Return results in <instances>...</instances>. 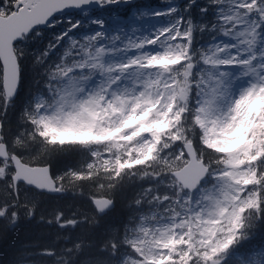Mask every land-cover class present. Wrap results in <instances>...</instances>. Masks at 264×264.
<instances>
[{"label":"trees","instance_id":"trees-1","mask_svg":"<svg viewBox=\"0 0 264 264\" xmlns=\"http://www.w3.org/2000/svg\"><path fill=\"white\" fill-rule=\"evenodd\" d=\"M217 2L220 4L221 0H190L189 6L179 13L186 17L184 20L177 18L176 10L169 14L175 36L163 50L159 64L165 62L158 68L160 71L148 82V88L153 91L150 94H159V100L168 103L167 111L163 119L153 118L150 122L157 148L149 158L136 163L130 161L137 143L132 137L114 142L113 138L81 141L72 137L78 136L77 132L60 137L56 130L45 131L46 124L39 119L36 108L39 95L57 101L69 73H88L87 65L85 68L76 65L78 61H88L87 51L82 46L78 48V39L75 43L70 39L85 32L83 25L76 32L74 22L72 31L76 34H62L63 43L55 32L49 31L43 39L37 36L16 46V55L23 56V86L11 101L0 91V143L28 165L48 166L64 192L46 194L21 182L14 186L10 161L0 159V264H122L132 246L137 219L154 209L160 215H167L171 203L176 207L183 203L171 191L182 193L172 172L186 160L182 150L184 141L193 144L198 157L208 166L207 180L221 168L224 158L214 147L205 144L203 122L197 110L203 94V58L229 26L219 18ZM256 2L259 6V0H252V8ZM250 12L256 26L254 32H263L264 16L252 9ZM45 47L51 55L38 51ZM184 70H188L186 75ZM179 89L186 92H177ZM155 106L156 101L148 103L142 111L144 116L155 117ZM259 107L263 109L261 115L264 104ZM138 124L143 127L142 133L151 131L147 129L146 117L140 115ZM257 133L263 140L256 143V146L260 144L261 152L250 163L251 181L249 184L244 181L253 199L240 205L236 217L225 222L219 233L228 248L218 264H241V258L264 248V136L262 129L260 132L258 128ZM97 146L100 152L113 148L114 152L125 155L127 161L121 159L108 166L90 165L92 151ZM179 152L180 157L174 159ZM99 197L111 201L108 210L95 209L92 199ZM191 229L190 226L187 231ZM162 258L163 255L159 264ZM170 258L173 259L162 264L200 263L197 260L184 263L177 253ZM200 260L211 264L210 259Z\"/></svg>","mask_w":264,"mask_h":264},{"label":"rangeland","instance_id":"rangeland-1","mask_svg":"<svg viewBox=\"0 0 264 264\" xmlns=\"http://www.w3.org/2000/svg\"><path fill=\"white\" fill-rule=\"evenodd\" d=\"M251 5L252 0L217 2L219 18L229 26L211 45L201 66L203 94L197 110L203 122L205 144L218 150L224 162L193 193L180 187L182 193L171 191L185 205L176 207L171 203L167 215H160L155 209L141 215L133 227L132 246L122 264H159L163 254L162 264L171 261L175 253L184 263L197 260L204 264L202 257L218 264L225 256L228 246L219 233L225 222L236 217L238 207L241 210L240 205L253 199L250 188L243 183L251 181L250 163L261 152L260 144L256 146L263 141L258 137V128L264 136V112L260 115L263 109L254 104L264 102V31L254 32L256 26L250 12L252 9L264 16V2L259 0L258 7L257 2L255 7ZM145 11L148 9L137 10L139 18L127 24L92 22L89 27L83 26L85 32L79 37L70 38L73 43L78 39V48L82 46L87 51L88 61H78L76 65L84 68L87 65L89 70L79 75L69 73L57 101L37 97L36 108L39 119L46 124L45 131L56 130L60 137L77 132L78 136L72 137L94 142L132 137L137 143L130 161L136 163L150 157L158 145L155 134L152 137L150 122L153 118L163 119L168 103L159 100V94L149 93L148 82L165 62L159 64L175 30L170 32L174 23L168 14L142 16ZM156 100L160 105L155 117L144 116V107ZM140 115L148 119L147 129L151 131L142 133L143 127L138 124ZM98 150V146L93 149L90 165L127 161L125 155L113 148ZM178 157L180 152L174 159ZM190 226L192 229L187 231ZM237 257L241 258V254ZM241 259V264H264V248Z\"/></svg>","mask_w":264,"mask_h":264},{"label":"snow or ice","instance_id":"snow-or-ice-1","mask_svg":"<svg viewBox=\"0 0 264 264\" xmlns=\"http://www.w3.org/2000/svg\"><path fill=\"white\" fill-rule=\"evenodd\" d=\"M190 0H179L178 3L161 2L157 0H22L17 3L16 0H0V25L6 20L11 26L7 41L15 49L17 45L25 44L34 37H43L46 32H55L58 38L62 34L74 35L72 31L75 22L76 32H79L81 26L89 27L92 22H101L109 24H127L139 17L136 15L139 9H148L142 12V16H153L169 14L167 10L175 9L177 18L184 20L179 13L189 6ZM192 7H201L203 5L192 4ZM23 9V11H21ZM59 27L58 32L55 30ZM67 25V27H63ZM41 54L51 55L47 52V47L38 49ZM12 78L14 80V91L11 98L19 94L23 86V77L21 63L22 55H16L13 51L12 56ZM7 58L4 57V38L0 35V78L5 76ZM3 90V83L0 80V91Z\"/></svg>","mask_w":264,"mask_h":264},{"label":"water","instance_id":"water-1","mask_svg":"<svg viewBox=\"0 0 264 264\" xmlns=\"http://www.w3.org/2000/svg\"><path fill=\"white\" fill-rule=\"evenodd\" d=\"M18 4L22 0L16 1ZM23 11V9H21ZM2 19V17H0ZM11 26L5 20L3 25H0V35L4 38V57L7 58L5 76L2 78L3 93L7 101L13 100L11 94L14 91L12 78L13 66L11 56L14 49L7 41V37ZM183 150L187 157V162L172 172V175L177 180L183 189L193 191L204 180L207 174V167L204 162L197 157L196 149L191 142L183 144ZM0 159H9L12 168L13 185L21 182L28 187H32L40 192L47 194H61L63 190L57 187V184L50 174L48 166L35 165L31 166L21 161L15 154H10L4 143H0ZM92 203L96 210L105 211L111 207V201L106 197L93 198ZM0 216L2 213L0 212ZM143 264V263H139Z\"/></svg>","mask_w":264,"mask_h":264}]
</instances>
